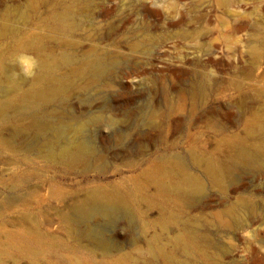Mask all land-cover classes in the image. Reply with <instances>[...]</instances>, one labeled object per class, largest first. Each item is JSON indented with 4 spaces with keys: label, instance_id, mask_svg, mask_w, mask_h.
Instances as JSON below:
<instances>
[{
    "label": "rangeland",
    "instance_id": "374dc122",
    "mask_svg": "<svg viewBox=\"0 0 264 264\" xmlns=\"http://www.w3.org/2000/svg\"><path fill=\"white\" fill-rule=\"evenodd\" d=\"M67 1L82 23L74 49L55 43L48 27L51 13L66 0H0V14L9 10L12 17L0 19L7 24L0 37L2 79L15 76L22 90L0 91L6 110L0 113V181L5 180L0 184V264H35L16 243L19 233L30 229L28 220L42 229L39 264H149L147 250L155 234L177 264H264V160L235 164L240 149L258 150L264 141V0H229L227 7L217 0H89V11L87 0ZM146 3L156 11L149 18L142 15ZM105 7L112 11L104 17ZM182 16L184 23L174 27ZM135 40L145 43L133 50ZM93 48L119 59L109 78L89 93L74 91L46 107L89 121L85 136L94 156L65 165L31 149L33 105L25 110L26 102H16L14 109L6 108L32 88L22 79L49 75L43 55L57 58L66 52L81 61ZM134 73L139 78L133 82ZM211 108L216 113H206ZM225 113L232 115L225 118ZM149 120L156 123L149 132L136 130L137 122ZM27 166L40 180L26 184L7 203L11 174ZM209 167L221 176V189L209 179ZM182 175L197 178L204 188L187 206L171 191L184 184ZM97 189L126 200L128 218L120 215L110 227L101 218L76 221L75 207ZM170 198L175 203L169 211L179 222L163 231L161 208ZM184 220L198 232L182 254L168 241L182 231Z\"/></svg>",
    "mask_w": 264,
    "mask_h": 264
},
{
    "label": "bare ground",
    "instance_id": "6f19581e",
    "mask_svg": "<svg viewBox=\"0 0 264 264\" xmlns=\"http://www.w3.org/2000/svg\"><path fill=\"white\" fill-rule=\"evenodd\" d=\"M217 2L223 7H227L230 4L229 0H217ZM67 3H68L67 0H66V5L61 3L60 4L61 7L57 8V10L51 13L49 17L48 27L54 34V37L53 36L52 37L55 40V43H57L58 45L62 44L67 49H74L76 45L73 38L76 36L79 30L82 29L81 28L82 23L77 22L78 15L76 14L73 5L72 4L69 5ZM86 10L89 11V0H87ZM111 11L112 8L105 7L101 9V14L102 16L105 17L108 16L111 13ZM155 14L156 11L152 9L150 4L146 3L143 6V12H142L143 16L149 18L154 16ZM10 18L12 17L9 10H4L3 13L0 14V19L6 22H10L9 20ZM131 19L132 18L130 17L127 21H130ZM185 20H186L185 17L182 16L178 21L173 22L172 25L174 27L181 26ZM6 25L0 22V37L3 36L4 32L6 31ZM7 33L8 32H6V34ZM144 43L145 42L143 41L135 40L133 43V50H138L141 46L144 45ZM99 53L100 52L94 48L91 49L90 51H87L84 54V56L81 57L82 59L81 60L82 63H81V61H79L77 56L70 53L65 52V54L60 55V57L51 58L50 55H54V54H48L45 56L43 55L42 50H40L39 57L42 55L44 57H47L43 63V67L48 68L49 75H41L38 77H30V78L26 77L25 79H22L23 82H31L33 84L32 88L27 91L21 92L23 94H21L20 97H16L15 99L11 100L7 104V108H6V109L8 108L14 109L15 106H18L16 102H26V105H29L30 107L25 106L24 107L25 110L27 109L30 110L31 106L32 105L34 106V110H33L34 114L32 117V121L31 123H29L30 124L29 131L31 130L33 132V135L35 136V141L34 143H32L31 146L32 150L39 153L46 151V153L49 156L58 158L61 161V163H64L65 165L70 163L72 164L73 162H77V161L89 162V158L94 156L95 152L93 145L89 143L88 137L85 136L86 133L85 130H87L89 126V121L83 122L80 119L77 120V119L68 118L62 115L60 112L59 113L47 112L46 107H48L51 104H58L63 99H65L70 93L74 91L80 93H89L90 90L101 86L102 82L105 79L109 78L111 71L117 65L119 59L116 56H108ZM209 61H212V59H209ZM164 67L168 68L167 65H164ZM65 69L66 71L68 69L69 72L67 71L66 73L65 71L64 73L63 70ZM175 69H177V73L180 75L185 73V71L181 68H175ZM1 71L2 70H0V91H2L3 93L9 92V90L11 89H14V91L16 92L22 91L18 78H15V76H5L7 78V80L5 81L4 79H2V73L4 71L3 72ZM135 74L136 73L130 76L133 82L139 78V76L134 77ZM7 83L10 86L7 87L6 86ZM208 110L206 111V113L209 112L216 113V110L214 108H211L209 111ZM170 111L172 112V110ZM5 112L6 110L3 109L2 106H0V113L3 115ZM231 115L232 114L230 113H225L223 117L229 118ZM152 120L146 121V123L143 124L140 121L137 122L135 124L136 130H140L144 127V129H147V131L149 132L154 127V124H156L153 123ZM177 121L180 122L181 120L177 119ZM21 134H23V132ZM122 135L120 139L123 138ZM26 136L27 134L25 135V137ZM254 150L248 149L247 147H243V149H240L238 155L236 156L235 164L238 166H243V165L252 166L255 164L260 165L261 161L264 160V141L262 140L260 142V146L258 147V150L257 149ZM33 164H37V163L35 162ZM28 167L29 166H27L24 169H19L20 171L11 174L13 175L12 177H10L11 178L10 181L12 182L11 185L12 187L9 189L11 190V195L7 196L6 198L7 203L9 202V204H11V202H14V200L17 199V196H15V194H19L20 192L25 191L26 184L30 183L35 179L40 180L39 176L36 175L37 170L35 169V171H31ZM206 173L209 179L211 180L212 184L215 187L221 189L223 182L221 176H219V173L216 172L212 167H209ZM185 177L186 178L183 177L184 179L182 178L183 181L185 180L182 186L175 185L173 186V188L170 186L172 188L171 191L174 192L178 203H180L182 206L191 205L193 202H195L198 196L204 194L203 193L204 188L201 182L197 178L189 177L188 175H185ZM3 182H5V180L0 181V184ZM168 189H169L168 187H166L165 189L163 188V192L164 193L168 192L169 191ZM117 195L113 191H110L109 189H97L91 191L90 193L88 192L86 196L87 197L86 200L75 207L73 211V218L76 221L88 222V224L89 221L92 222L94 219L97 221V219L101 218L106 223L107 225L106 227H110V225L114 222V220L120 215L124 216L125 218H128L129 204L127 203L126 200H124L122 197H118ZM26 199L23 198L24 200L23 202L25 204H30V205L34 204V200L28 198ZM174 203H175L174 200L170 198L168 199V202H166L164 206L161 208L162 222L158 223V225L159 227L162 228L163 231L169 229L170 225H174L179 222L178 221L179 218L178 219L177 217L174 218L169 211L170 207H172ZM38 206L39 205L35 206L34 208L39 210ZM232 213L233 215L235 214V212ZM37 214L39 215V213ZM24 215H26L27 219H29L30 210L27 209L24 212ZM28 223L31 225L30 229L21 231L19 233V239L17 240L16 243L18 244L17 246L19 249H21L26 254L31 255L35 258V260L33 259L35 264H39L40 261L39 259H36V257L41 253L42 229L39 224H33L29 220ZM147 225L148 224H146V227H149V225L148 226ZM181 227L183 229L178 234V236H176L174 240L170 238L168 242L169 243L174 242L176 246H178V248L181 250L182 254H184L187 253L191 247L189 239L191 240L192 236H194L198 231L197 228L193 224H191V222L188 221L181 222ZM160 241H162L160 235L158 234L153 235L152 241L147 250V254L149 255V259H148L149 264H158V263L177 264V261L174 258L173 253L164 252L160 248L161 247V245L159 244ZM160 256L162 258L159 261ZM74 263L84 264V262L82 261H74ZM179 264H188V263L181 261L179 262Z\"/></svg>",
    "mask_w": 264,
    "mask_h": 264
}]
</instances>
